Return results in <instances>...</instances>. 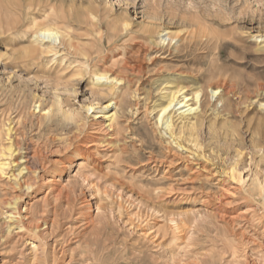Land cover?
Returning <instances> with one entry per match:
<instances>
[{"label":"rangeland","instance_id":"obj_1","mask_svg":"<svg viewBox=\"0 0 264 264\" xmlns=\"http://www.w3.org/2000/svg\"><path fill=\"white\" fill-rule=\"evenodd\" d=\"M50 17L73 49L32 62L24 57L28 25ZM164 33L176 38L151 42ZM97 67L124 82L93 83ZM164 77L205 89L196 118L174 114L173 135L151 111ZM210 83L225 86L222 101ZM114 98L113 137L79 171L94 115L87 107ZM262 100L264 0H0V149L9 127L17 149L0 175V264H33L34 252L20 259L21 243L7 234V203L16 197L27 237L44 252L38 264H243L232 216L249 206L263 213ZM67 110L86 127L78 130ZM34 148L44 169L28 179L33 189L17 187L9 176ZM43 175L63 189L56 202L45 198ZM249 244L250 263L264 264V248Z\"/></svg>","mask_w":264,"mask_h":264},{"label":"bare ground","instance_id":"obj_2","mask_svg":"<svg viewBox=\"0 0 264 264\" xmlns=\"http://www.w3.org/2000/svg\"><path fill=\"white\" fill-rule=\"evenodd\" d=\"M53 14V17H60L55 13ZM62 18H65L64 15L62 16ZM49 19H51V17ZM125 26H128V23H125ZM15 27L16 26L14 25V28ZM27 29L32 31V40H29L30 45L27 48L24 47V57H26V59L29 58L30 60H32V62H55L57 56H59L61 52V46L67 49H73L74 45L70 40L69 35L66 34L67 32L65 33L61 29L56 19H51L47 23H39L38 21H36V18L32 19ZM175 38L176 37L170 35L169 33L162 34L158 41L153 39V37H150L151 42L158 46L165 45L166 42L173 41ZM114 63L116 64L117 61H115ZM53 64L54 63H52V65ZM91 72L93 75V83L97 85H109L112 89H116L120 87L119 84L124 82L123 76H121L120 74H116V71L112 72V70L107 68L101 69L97 67ZM159 82L160 83L158 86V91L160 93V96L156 101H154L151 111H157L156 124H162L163 126H165V129L170 132L171 135H173L174 114L177 111L181 110L180 118H187L188 120L196 118L198 116L199 109L203 105L205 89L203 86L198 84H194L191 88H189L181 78L176 80L175 78L170 79L169 77H164L162 79H159ZM207 90L211 94V97H215L216 100L222 101L226 96L225 86L220 83H210L207 86ZM115 99L116 98L112 99L105 107H98L96 103L93 102L88 105L87 111L94 112V115L91 117V120L88 124L90 129L89 134H87L86 140L84 141L85 143H83L80 149L82 160L79 163V171L85 166L86 160L91 155H94L97 151L102 149V147L107 142H109L111 137H113L112 132L115 130L116 119L118 115L116 111L110 112L109 108L113 105L117 106L118 103ZM260 105L264 107V100L261 101ZM37 107H40V105H37ZM52 112L53 107L45 108L43 114H45L44 116H47ZM65 114L68 118H72L75 120L78 130L81 131L84 127H86V122H84V119L80 117L77 112L67 110L65 111ZM194 125L195 123H193V127ZM13 130V127H9L7 129L9 142L8 144L3 145L0 149V156H2V158L0 157V175L3 176L5 174L6 168L11 164L9 158L13 157L15 151L17 150L14 147ZM20 163V165L18 164V172H12L9 178L11 182H13L17 187L33 189L35 187V183H28V179H35L34 177L37 176V174H39L42 169H44L42 151L37 148L30 149L28 154L22 157ZM56 172L57 170L53 171L52 173ZM26 176L27 180L25 178ZM52 176L43 175L41 188L45 189L46 191L45 198H48L52 202H56L62 196L63 189L62 187H60V185L56 184L57 182L54 178H52ZM231 176L233 177V179H236L234 170L232 171ZM257 188H259V190H262V182L257 185ZM252 190L254 192V190L256 189L254 188ZM18 200L19 198L16 197L13 201H9L7 203L10 211V213L6 216L8 218V221L10 222V224L8 225L7 234L14 235L16 241L21 243L20 246L22 247L19 250L20 259H25L26 256L34 252L33 264H38L42 256H44V252L43 249H41L40 242L36 243L35 238L27 237L28 234L26 232V225L24 222V220L27 218L25 215H22L19 212ZM231 202H236V199H233ZM258 212L254 207L249 206L248 208L241 210V212H239L237 216H232L234 217V219H232V222H235L237 230L240 231L243 238V242L241 244L243 245L242 251L238 252V250L236 249L234 252V256L235 258H237L236 260L242 262L243 264H256L250 263L248 259L249 243L253 242L259 247L264 248V209L263 213ZM79 226H72L71 228L75 229ZM152 233L154 232H152L151 229L147 235H152ZM3 264L12 263L4 261ZM15 264H21V260H19Z\"/></svg>","mask_w":264,"mask_h":264}]
</instances>
